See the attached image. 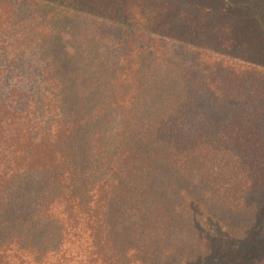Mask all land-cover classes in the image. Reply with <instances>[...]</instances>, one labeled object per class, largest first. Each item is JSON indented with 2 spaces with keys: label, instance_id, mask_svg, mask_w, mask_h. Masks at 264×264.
Instances as JSON below:
<instances>
[{
  "label": "trees",
  "instance_id": "16d2710c",
  "mask_svg": "<svg viewBox=\"0 0 264 264\" xmlns=\"http://www.w3.org/2000/svg\"><path fill=\"white\" fill-rule=\"evenodd\" d=\"M0 264H264V0H0Z\"/></svg>",
  "mask_w": 264,
  "mask_h": 264
}]
</instances>
